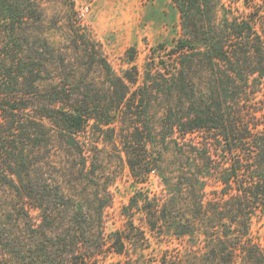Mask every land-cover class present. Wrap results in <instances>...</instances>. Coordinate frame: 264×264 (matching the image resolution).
I'll use <instances>...</instances> for the list:
<instances>
[{"label":"trees","instance_id":"obj_1","mask_svg":"<svg viewBox=\"0 0 264 264\" xmlns=\"http://www.w3.org/2000/svg\"><path fill=\"white\" fill-rule=\"evenodd\" d=\"M237 1L172 0L180 36L142 67L129 46L119 73L75 25L79 57L54 45L36 0H0V264H264V0ZM92 123L103 139L82 137ZM114 138L134 178L157 172L165 190L137 189L107 232L99 144ZM151 237L183 250L147 260Z\"/></svg>","mask_w":264,"mask_h":264},{"label":"rangeland","instance_id":"obj_2","mask_svg":"<svg viewBox=\"0 0 264 264\" xmlns=\"http://www.w3.org/2000/svg\"><path fill=\"white\" fill-rule=\"evenodd\" d=\"M237 2L244 9V0ZM65 4L66 14L61 19L59 27L47 31L50 41L57 47H65L70 57H79V53L83 52L78 49L81 47V40L72 30L75 25L79 35L85 34L99 45L119 73L128 66L124 50L129 46H135L138 49L137 63L142 67L151 47L162 42L172 45L181 34L180 12L172 0H73V7L69 4V0H65ZM83 59L84 56L80 60ZM80 62L81 64H76L80 72L85 71L96 76L97 79L102 75L96 65ZM54 79L59 80L57 77ZM54 79L48 78L44 84L54 83ZM47 125L51 128L50 123ZM82 137L103 139V133L98 131L92 123L86 134L82 133ZM99 145L102 148L99 157L112 180L110 192L113 202L105 211L106 231L111 232L123 228L127 218L122 214V207L137 189L144 187L148 188L152 194L161 195L165 187L157 172L154 171L146 182H138L132 175L125 158L119 156L118 149L122 147L116 138L113 143L100 141ZM165 155L169 160L175 157L171 150ZM136 222L140 223L138 219ZM252 234L255 240L264 244V212L254 217ZM129 246L133 251V246L131 244ZM149 246L139 250L148 257L147 260L152 257L157 259L164 249L183 250L182 244L177 239L171 242H160L158 238L151 237ZM133 253L135 255V252ZM118 259H122L121 263H124L126 258L112 256L107 260V264H112L111 262ZM139 264H145V262L141 261Z\"/></svg>","mask_w":264,"mask_h":264},{"label":"clouds","instance_id":"obj_3","mask_svg":"<svg viewBox=\"0 0 264 264\" xmlns=\"http://www.w3.org/2000/svg\"><path fill=\"white\" fill-rule=\"evenodd\" d=\"M42 15V20L38 22V27L47 31L59 27L61 19L66 14L65 0H36ZM56 23L53 24L52 22Z\"/></svg>","mask_w":264,"mask_h":264}]
</instances>
